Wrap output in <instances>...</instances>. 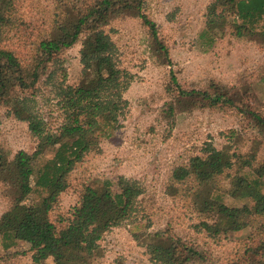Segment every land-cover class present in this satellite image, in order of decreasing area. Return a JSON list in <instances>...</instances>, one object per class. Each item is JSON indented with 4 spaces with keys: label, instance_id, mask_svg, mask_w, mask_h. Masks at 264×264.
<instances>
[{
    "label": "trees",
    "instance_id": "trees-1",
    "mask_svg": "<svg viewBox=\"0 0 264 264\" xmlns=\"http://www.w3.org/2000/svg\"><path fill=\"white\" fill-rule=\"evenodd\" d=\"M53 1L50 27L34 39L25 36L18 44L23 49L20 54L7 39L26 31L27 24L18 0H0V107L26 123L36 139L31 152L19 149L10 155L0 147V191L7 202L0 215V236L8 241L6 246L16 240L28 242L35 264L47 259L53 264H100L101 238L111 228L131 222L144 193L142 183L134 178L119 176L115 189L106 178L73 183L71 177L120 126L127 106L124 92L132 76L119 66L117 47L105 26L123 16L138 17L161 62H170L169 52L147 12L146 0ZM205 15L203 33L211 41L228 31L256 41L264 50V0H212ZM78 42L80 70L70 84L64 51ZM169 75L170 99L162 112L166 118L179 111L233 107L241 116V130L256 128L260 137L252 139L247 151L240 150L238 136L234 148H216L206 141L200 154L190 155L169 175L171 194L188 199L197 212L198 231L215 238L248 230L233 257L215 260L197 242L163 228L145 235L150 259L155 264H264V157L258 158L252 147L264 143V112L251 101L255 96L249 86L237 89L210 79L201 88L185 89L172 70ZM43 89L57 98L62 121L56 129L49 127L37 107ZM244 168L247 171L239 173ZM72 186L78 191L76 203L66 213L58 212L61 194ZM16 255L0 251V264H17Z\"/></svg>",
    "mask_w": 264,
    "mask_h": 264
},
{
    "label": "rangeland",
    "instance_id": "rangeland-1",
    "mask_svg": "<svg viewBox=\"0 0 264 264\" xmlns=\"http://www.w3.org/2000/svg\"><path fill=\"white\" fill-rule=\"evenodd\" d=\"M211 1H145L147 12L158 27L159 37L168 48V64L161 62L162 58L160 60L150 46L147 31L138 17L123 16L105 26L117 47L119 66L132 76L124 92L127 106L120 126L100 142L99 150L86 156L71 177L74 178L73 183L89 177L106 178L112 181L115 189L119 176L134 178L142 183L144 193L140 195L138 213L132 217L134 222L132 218L131 222L126 220L101 238L100 264H114L116 260L125 264H155L147 252L145 235L158 229L167 228L176 235L197 242L218 261L233 257L248 233L243 229L214 238L198 231L194 226L199 221L198 215L192 210L189 200L178 193L171 194L168 189L171 169L190 155L200 154L206 141L216 148L225 145L234 148L238 144V136L240 150L247 151L252 139L260 137L256 128L241 130V116L233 107L179 111L174 112L171 118L162 113L170 99L166 91L170 70L185 89L201 88L210 79L237 89L249 86L255 96L251 101L264 112V50L256 41L237 38L228 31L211 41L203 33L206 7ZM18 6L27 24L26 31L11 35L7 42L21 54L23 49L18 44L23 43L25 36L34 39L41 29L49 28L55 9L53 0H18ZM79 48L78 42L64 51L66 81L70 84L79 75ZM37 100V107L49 127L56 129L62 121L57 98L50 89H43ZM35 145L36 139L29 133L26 123L12 118L4 107H0V147L12 155L19 149L31 152ZM252 147L258 158L264 157L262 141ZM243 171L247 168L239 173ZM262 180L264 191V176ZM77 198L76 187H70L61 194L57 211L66 213ZM226 201L231 203L233 200ZM6 208L7 202L0 191V215ZM135 223L142 226L135 227ZM7 242L0 236L2 253L15 251V263L35 264L28 254V242L16 240L6 246ZM44 263L53 264L51 259Z\"/></svg>",
    "mask_w": 264,
    "mask_h": 264
}]
</instances>
